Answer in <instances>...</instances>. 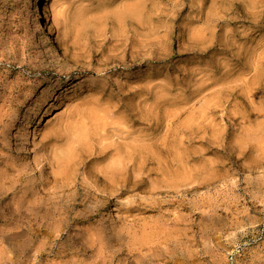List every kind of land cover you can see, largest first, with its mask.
Masks as SVG:
<instances>
[{"label":"rangeland","instance_id":"rangeland-1","mask_svg":"<svg viewBox=\"0 0 264 264\" xmlns=\"http://www.w3.org/2000/svg\"><path fill=\"white\" fill-rule=\"evenodd\" d=\"M47 3L0 0V264H264V0Z\"/></svg>","mask_w":264,"mask_h":264},{"label":"bare ground","instance_id":"bare-ground-1","mask_svg":"<svg viewBox=\"0 0 264 264\" xmlns=\"http://www.w3.org/2000/svg\"><path fill=\"white\" fill-rule=\"evenodd\" d=\"M35 3H36V8L39 9V14L40 16H44L45 19L44 21H46L44 24V26H42V30L46 31L48 30L47 33L44 34V40H43V44L45 46H50L52 48L55 49V46H54V40L49 36L50 34V28H49V22L47 20V17H48V10H49V7H48V3H47V0H35ZM145 4V3H144ZM144 7V6H143ZM138 8V7H137ZM129 10V9H128ZM138 13V12H137ZM44 28V29H43ZM59 44L57 45V49H59L60 51V54H62V57L63 58H68L70 59L71 62L74 61V58L71 57L69 51L67 49H65V47L63 48V46ZM67 47V46H66ZM55 51V50H54ZM60 56V55H59ZM77 56V55H76ZM80 56V55H79ZM78 56V57H79ZM81 57V56H80ZM95 57V56H94ZM82 58V57H81ZM77 59V57H76ZM80 59V58H79ZM83 59V58H82ZM84 60V59H83ZM92 60V59H91ZM67 61V60H66ZM77 61V60H75ZM81 61V59H80ZM86 61V60H85ZM85 61H83L85 63ZM79 62V61H77ZM98 62V61H96ZM87 64V63H85ZM83 65V63H82ZM89 65V64H88ZM92 65V64H91ZM80 66V65H79ZM87 66V65H86ZM92 67V66H91ZM85 68V72H91V70L87 69L86 67ZM90 68V67H89ZM79 70V69H78ZM80 71V70H79ZM80 73V72H79ZM84 74V73H83ZM78 76V74H77ZM80 76V74H79ZM76 79H79V77H76ZM63 81V80H62ZM66 81V80H64ZM54 82V81H53ZM61 82V81H59ZM63 83V82H62ZM60 84V83H59ZM57 85V84H56ZM73 85V84H72ZM55 101H58V100H61V94H56L55 95ZM48 99V98H47ZM40 106H41V103H38L37 105V108H36V113H35V116L34 118L30 119V121L28 122V124L26 125L25 127V130L27 131V133H34L36 132L34 129H35V126L36 125H39V120H40V117L43 113H45V111L41 110L40 109ZM50 107L52 108H55V103H50ZM6 116V115H5ZM1 117V116H0ZM35 120V121H34ZM3 121V120H2ZM1 123V121H0ZM5 123V122H4ZM74 142V141H73ZM77 146V145H76ZM226 152V151H225ZM91 153V152H90ZM94 153V152H93ZM92 153V154H93ZM101 154H103L102 152H100ZM95 154V153H94ZM106 155V154H105ZM79 157L82 156L81 153H79L78 155ZM77 156V157H78ZM115 159V158H114ZM118 160V159H117ZM115 162V161H114ZM110 163V162H109ZM121 163V162H120ZM107 165H110L109 167H107L104 171V174L101 173V180H103L104 184H105V189H109V194H112L113 192H130V189H132V187L129 186L130 184V179H129V176L127 175L126 176V170L124 172V174H120L119 171H118V168L116 167V165L112 162L111 164H107ZM77 166V165H76ZM120 166V165H119ZM125 166V165H124ZM106 167V166H105ZM130 167V166H129ZM126 168V167H125ZM97 169V168H96ZM127 169V168H126ZM123 170V169H121ZM131 170V169H130ZM123 172V171H122ZM128 172V171H127ZM109 174V176H107ZM95 175V174H94ZM97 175V174H96ZM95 175V177H96ZM98 176V175H97ZM218 176V175H217ZM98 177L95 178V180L97 179ZM216 178V177H215ZM100 179V178H99ZM92 180V179H91ZM100 182V181H99ZM96 183V182H95ZM133 183V182H132ZM212 183H215L214 181L213 182H207V184H212ZM98 184V183H97ZM103 184V185H104ZM102 185V184H101ZM134 185V184H133ZM132 185V186H133ZM99 186V185H98ZM143 186V185H142ZM134 187V186H133ZM89 189V188H88ZM141 189V188H140ZM104 191V189H103ZM114 194V193H113ZM110 197V196H109ZM115 197V196H114ZM113 202V201H112ZM83 204V203H82ZM100 208V207H99Z\"/></svg>","mask_w":264,"mask_h":264}]
</instances>
